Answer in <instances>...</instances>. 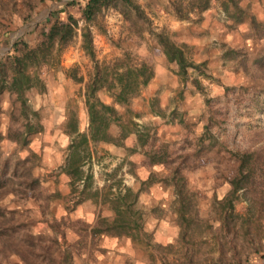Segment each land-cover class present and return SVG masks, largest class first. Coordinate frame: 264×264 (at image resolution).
Instances as JSON below:
<instances>
[{
  "label": "rangeland",
  "instance_id": "374dc122",
  "mask_svg": "<svg viewBox=\"0 0 264 264\" xmlns=\"http://www.w3.org/2000/svg\"><path fill=\"white\" fill-rule=\"evenodd\" d=\"M87 1L0 0V62L8 78L19 50L39 45L56 19L72 16L86 27ZM133 1L152 29L115 9L89 26L99 62L153 68L149 85L115 107L123 123L157 130L149 145L163 147L168 162L152 164L133 133L123 146L92 144L91 172L99 189L113 174L140 193L132 218L141 231L95 236L99 217L114 213L73 195L63 171L69 124L77 122L81 133L89 127L85 84L70 77L77 68L87 82L94 71L78 30L59 65L31 69L44 88L27 91L26 106L9 90L0 95V165L11 166L0 177V264H264V0H213L192 21L167 13L169 0ZM150 30L185 46L200 70L189 68L184 80ZM99 97L113 102L104 92ZM121 133L120 123L108 132Z\"/></svg>",
  "mask_w": 264,
  "mask_h": 264
},
{
  "label": "trees",
  "instance_id": "16d2710c",
  "mask_svg": "<svg viewBox=\"0 0 264 264\" xmlns=\"http://www.w3.org/2000/svg\"><path fill=\"white\" fill-rule=\"evenodd\" d=\"M212 1L169 0L165 11L179 21H192L194 16L201 18L205 12L211 9ZM108 9L121 11L127 20H132L131 14L135 13L137 20L149 23V29H152V20L144 11L140 10L133 0H88L83 8V17L88 24L86 27L81 28L79 21L72 16H68L66 21L56 19L39 45L28 50L26 48L18 49L20 54L13 59L14 75L12 79L8 78L5 67L0 62V95L5 90H9L16 93L23 106H26L25 93L37 88L38 85L44 88L40 80L33 79L30 74L31 69H40L42 65H59L63 51L78 36V30H82V49L92 60L94 71L87 82L83 76L79 75L77 68L70 71V77L79 84H85L84 95L89 115V127L86 133H81L77 122L72 121L69 124L68 133L72 139L63 171L71 178L70 185L73 195L79 194L83 198L82 200L92 199L99 205H108L114 213L113 218L99 217L98 223L92 228L93 234L95 236L107 234L122 237L129 236L132 230L141 231L142 229L139 221L132 218L133 207L136 205L140 193H136L133 188L124 185L122 180H116L113 174L105 181L102 189L95 187V176L91 172L94 156L91 149L92 144L104 142L123 146L124 140L135 133L139 137V146L145 148V154L152 164L166 165L169 153L163 151V147L156 148L155 145H149V141H157V130L154 131L148 125H139L135 121L123 123V118L115 107L118 104L129 103L134 92L149 85L155 77V73L153 68L145 63L132 66L121 62V60L111 62L97 60L93 32L89 25L95 24L98 17ZM63 12L61 11V13ZM150 33L157 39L169 61L177 64L178 73L184 80H186L189 68L200 70L199 65L187 58L185 46L176 44L166 31L150 30ZM54 52H57L58 55L54 56ZM194 84L202 90L199 81H194ZM101 92L112 99V104L101 100L99 97ZM115 123L122 124V133L118 138L110 137L108 134L111 126ZM29 133L32 134V132ZM2 140L3 137L0 135V143ZM135 151L130 150V152ZM1 164L0 177H3L10 171L11 166L7 160ZM12 172L17 176L18 168L13 169ZM179 173V171L175 172L174 180ZM30 180L34 185L37 184V180L34 178ZM183 181L182 176L176 180L177 191L180 195H183V186L180 184Z\"/></svg>",
  "mask_w": 264,
  "mask_h": 264
},
{
  "label": "crops",
  "instance_id": "0c3cea01",
  "mask_svg": "<svg viewBox=\"0 0 264 264\" xmlns=\"http://www.w3.org/2000/svg\"><path fill=\"white\" fill-rule=\"evenodd\" d=\"M209 10H210V9H209ZM209 10H208V11H209ZM205 13H206V12H205ZM205 13H204V14H205ZM154 78H155V77H154ZM154 78H153V79H154ZM153 79H152V80H153ZM84 96H85V95H84ZM79 131H80V130H79ZM71 138H72V137H71Z\"/></svg>",
  "mask_w": 264,
  "mask_h": 264
}]
</instances>
